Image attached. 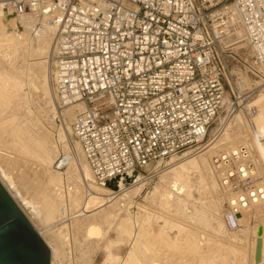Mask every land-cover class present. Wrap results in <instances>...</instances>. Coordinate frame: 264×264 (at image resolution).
<instances>
[{"label": "built area", "instance_id": "2783aa9c", "mask_svg": "<svg viewBox=\"0 0 264 264\" xmlns=\"http://www.w3.org/2000/svg\"><path fill=\"white\" fill-rule=\"evenodd\" d=\"M1 1L19 16L48 14L58 109L84 104L72 137L98 183L131 182L155 161L201 148L226 106L235 113L258 93L242 77L264 65V0ZM213 160L238 229L264 187L245 146Z\"/></svg>", "mask_w": 264, "mask_h": 264}, {"label": "bare ground", "instance_id": "6f19581e", "mask_svg": "<svg viewBox=\"0 0 264 264\" xmlns=\"http://www.w3.org/2000/svg\"><path fill=\"white\" fill-rule=\"evenodd\" d=\"M2 3L0 0V182L50 247L51 264L70 263L71 230L86 220L89 223L84 229L82 245L93 248V253L107 240L106 229L117 228L118 240L105 243L111 263L238 264L244 256L235 244L244 243L247 235H253L252 264H256L259 238L263 240L260 264H264V200L243 211L237 217L240 228L232 229L227 222L221 198L224 190L213 160L217 155H228L245 146L264 187V137L259 133L264 131L263 88L241 110L231 113L229 106L225 107L228 123L207 151L203 147L179 158L172 157L167 165L171 168L162 171L160 183L150 195V203L167 214L159 217L152 208L135 203L144 192L145 179L140 177L134 185L127 183V176L98 183L80 143L69 137L72 122L85 106L76 103L63 113L58 109L49 60L54 31L46 22L48 14L19 16L12 10L8 12ZM23 19L43 25L40 33L32 27L37 36L35 44ZM243 47L249 48L247 45L240 48ZM257 68L260 77L264 65ZM251 78L244 75L242 84L252 87L255 84ZM257 96L259 102H253ZM244 108H254L256 113L249 118ZM57 118L60 128H55ZM255 121L258 131L254 130ZM232 128L243 130L244 135L231 140L228 131ZM67 152L71 154L70 165L66 172L58 171L55 164ZM223 196L228 200L227 193ZM134 206L139 210L137 214L131 212ZM95 216L100 219H91ZM254 218H261L262 223L253 224ZM243 222L247 223L245 228L241 227ZM56 224L60 229H51L48 234L41 230ZM213 225L219 227V232H216L218 228L213 230ZM259 228H263L261 237ZM209 231L215 236L208 235ZM215 247L220 249L217 251ZM189 259H194L193 263Z\"/></svg>", "mask_w": 264, "mask_h": 264}, {"label": "rangeland", "instance_id": "374dc122", "mask_svg": "<svg viewBox=\"0 0 264 264\" xmlns=\"http://www.w3.org/2000/svg\"><path fill=\"white\" fill-rule=\"evenodd\" d=\"M23 21L25 22V23H27V25H28V31H29V35H30V37H31V39L33 40V44H35L36 43V41H37V36H35L36 34H35V32H34V28H32V27H36V28H38V31L39 30H41L42 31V29H43V25L42 24H40V22L38 21V22H36V21H33V20H24L23 19ZM31 24V25H30ZM33 25V26H32ZM42 26V27H41ZM31 27V28H30ZM41 28V29H40ZM33 30V31H32ZM41 31H39V33L41 32ZM243 54H242V56L244 57V59H247V61H248V63L249 64H253V59H252V53H251V50L249 49V48H245V50H243V52H242ZM261 76H263L264 77V73H260V77H256V76H253V78H251L252 79V83L253 84H255V87L254 88H257L258 89V91L259 90H261L262 88L264 89V82H263V80L262 79H264V78H262ZM260 82V83H259ZM263 85V86H262ZM260 95V94H259ZM258 95V96H259ZM258 96H257V98L253 101V102H259V100H258ZM33 109L32 110H34V107H32ZM258 107L256 106V109H257ZM257 111L259 112V110L257 109ZM258 114V113H257ZM242 115L244 116V113H242ZM227 116H228V112H227V110L226 109H224V111L221 113V115L217 118V120H216V122L212 125V127L210 128V131H209V134H208V137H207V140H206V142H205V144L203 145V146H201V149L203 148V147H205L204 149H205V151H207L208 149H209V147H210V143H211V141L218 135V134H220L221 133V131L223 130V128H224V126L226 125V122L228 123V118H227ZM257 116V115H256ZM256 116H253V119H255L256 118ZM246 118V117H245ZM234 118H232V120H233ZM68 120V119H67ZM230 120V119H229ZM231 120V121H232ZM55 122V128H58L59 126H61V122L59 121V119L57 118V119H55L54 120ZM69 121V120H68ZM258 121H260V120H258ZM256 122V121H255ZM253 122V125H254V130L255 131H258V122ZM70 125V124H69ZM60 128V127H59ZM222 129V130H221ZM242 133V134H240V133ZM261 135H262V137H264V131L263 132H259ZM242 135H244L243 134V130L241 131V129H238V128H232L231 130H229L228 131V136H229V138L231 139V140H233V141H236V140H239L240 139V137L242 136ZM69 137L73 140L74 138L72 137V135L70 136V134H69ZM73 141H75V139L73 140ZM243 144V143H242ZM200 149V148H199ZM198 149V150H199ZM192 151H197V149H194V150H192ZM204 151V152H205ZM188 152H190V151H188ZM188 152H185V153H188ZM185 153H183V154H180V155H178V156H174L173 158H179V157H181V156H183ZM172 157L171 158H169V159H167V160H158V161H155V162H153L150 166H149V168L148 169H146V170H144V171H142L141 173H136V175H135V177H134V179H132V181L131 182H129L128 180H127V183L129 184V185H134L135 184V182L140 178V177H142L143 179H145L146 181H145V188H144V192L142 193V195H140L137 199H135V203H137V205H143V206H145L146 208H148V209H151V210H153V211H155L156 213H158V215H159V217H162V216H166L167 214H166V212H164V210L162 209H158L159 207L158 206H156V205H152L150 202V200H151V193H153L154 191H155V189H156V187L158 186V184L160 183V177H161V175H162V171L163 170H166V169H170L171 167H167V165H168V163L173 159ZM184 158V157H183ZM70 160H71V154H69V152H67V153H65V154H63V156L57 161V163L55 164V168L58 170V171H62V172H66V170H67V168L69 167V163H70ZM160 165V169H158V166ZM158 171H161V172H158ZM158 172V173H157ZM224 192L222 191L221 192V198H223V207H224V209H226V203H227V199L225 198L226 196H223L224 194H223ZM157 196H159V194L157 195ZM223 196V197H222ZM149 197V198H148ZM158 198V197H157ZM154 207V208H153ZM156 207V208H155ZM65 207L63 208V211H65ZM94 209V208H93ZM132 211V213H135V214H137L138 212H139V210H138V208H137V206L135 207H133V209H131ZM164 212V213H163ZM163 213V214H162ZM160 214H162V215H160ZM171 216H174V214L172 215V214H170ZM170 215H169V218H170V220L171 219H173V221H175L174 219H175V217H170ZM91 219H94V220H98V219H100L99 218V216H95V217H92ZM87 221V222H86ZM82 225L80 224V225H75L74 226V229L72 228V230H71V236H72V239H71V244H72V249H70V263L71 264H116V263H114V262H112L111 263V261H109V257H108V253L105 251V246H106V244H109V243H111V242H115L116 240H118V238H119V234H118V232L116 231L117 230V228L115 227V226H111V227H109V228H111V229H109L108 227H106V228H108V229H106L107 231H106V233H107V237H106V239L108 240H105V245L104 244H102L101 246H99L98 248H97V250L93 253V248L91 249V247H89V246H86V245H82V240L84 239V233H85V230L84 229H86L85 227L87 226V224L89 223V220H86ZM262 220H261V218H254V220H253V224H257V223H262L261 222ZM58 224H56V226H54V225H52L53 227H41V230H42V232L43 233H45V234H48L49 233V231L52 229V230H55L56 228H58L59 227V229H60V225H58ZM246 225H247V223L246 222H243L242 224H241V227L242 228H245L246 227ZM80 226V227H79ZM214 226V228H213V230L215 231L217 228V230H216V232L218 231L219 232V227L218 226H216V225H213ZM55 227V228H54ZM81 227H83V229H81ZM116 228V229H115ZM49 229V230H48ZM71 229V228H70ZM78 230V231H77ZM80 230H81V232H80ZM213 231V232H214ZM51 232V231H50ZM113 232V233H112ZM208 233H210V234H208V235H214V233H211L210 231L208 232ZM82 236H81V235ZM113 237H112V236ZM71 236L69 237V238H71ZM215 236V235H214ZM77 237V238H76ZM82 237V238H81ZM247 240V241H246ZM246 240L244 241V243H241L242 244V246H241V244H239V243H236L235 245H236V247H238L237 249H239L242 253H243V256H244V259L243 260H241L238 264H252L253 262V260H251L252 259V256H251V250H253V248H254V236L253 235H247V237H246ZM81 246H82V248H81ZM84 246V247H83ZM87 248V249H84V248ZM76 248V249H75ZM241 248V249H240ZM244 248V249H243ZM90 249V250H89ZM101 249V250H100ZM215 249L218 251L219 249H220V247H215ZM214 249V251H216ZM92 251V252H91ZM90 252H91V254H90ZM128 252H130V248H129V250H128ZM89 254V255H88ZM74 256V257H73ZM194 260V259H193ZM193 260L191 259H189V261L191 262V263H193ZM68 262V263H69ZM69 263V264H70ZM194 264V263H193ZM195 264H209V261L208 262H206V261H202L201 263L200 262H197V263H195Z\"/></svg>", "mask_w": 264, "mask_h": 264}, {"label": "water", "instance_id": "95a60500", "mask_svg": "<svg viewBox=\"0 0 264 264\" xmlns=\"http://www.w3.org/2000/svg\"><path fill=\"white\" fill-rule=\"evenodd\" d=\"M263 228H259L261 237ZM263 240L256 244L255 262L262 261ZM52 252L23 209L0 182V264H51Z\"/></svg>", "mask_w": 264, "mask_h": 264}]
</instances>
